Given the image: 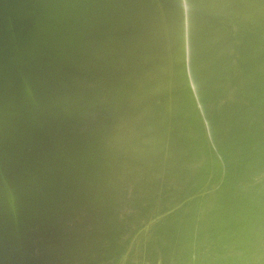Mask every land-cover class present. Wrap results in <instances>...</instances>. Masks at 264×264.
I'll return each mask as SVG.
<instances>
[{
    "label": "rangeland",
    "instance_id": "1",
    "mask_svg": "<svg viewBox=\"0 0 264 264\" xmlns=\"http://www.w3.org/2000/svg\"><path fill=\"white\" fill-rule=\"evenodd\" d=\"M59 1L64 2L48 0L44 9L41 6L47 0L19 1L25 18L30 17L31 32L39 47L34 57L44 70L36 72L40 84L31 88L34 111L40 116L48 115L50 111L41 105L43 102L53 106L52 112L64 111L68 118L61 125H53V140L60 145L71 136L70 143L77 149L75 143L81 139L86 159L93 167L86 170L76 162L71 166L77 178L65 202L75 214L53 213L34 223V234H30L34 260L39 264H246V255L241 253L244 249L235 246L232 237L223 240L222 232L228 228L231 234V230L237 229L235 215L240 214L239 208L246 211L256 203L264 204V120L260 119H264V108L256 114L240 106L238 113L241 111L242 117L239 114L237 121L231 120L235 126L225 112L232 99L246 98L247 94L261 90L264 93V76L260 77L264 67L260 64L263 70L254 69L255 74H262L242 88L247 93L229 83L225 55L216 48L219 30L216 26L206 30L208 25L198 19L195 23L189 10H182L173 23L176 52L161 56L144 42L145 29L136 16L120 17L118 11L107 12L115 8L100 11L101 6L95 2L90 5L83 0ZM86 6H91L92 16ZM70 9L84 14L78 36L67 42L62 38L53 41L61 13ZM161 44L156 42V46ZM0 71L5 72L4 68ZM114 76H119L118 80ZM8 115L9 112L0 110L1 121ZM8 125L6 122L7 129ZM246 133L252 137L239 149L237 145L242 140L237 138ZM251 159L254 161L246 165ZM2 185L5 187V183ZM248 187L252 192L246 195ZM221 191L227 195L222 196ZM243 196L249 197L247 201ZM215 203V210L220 209L214 210V214ZM243 203H247L246 207ZM31 204L30 220L44 214V205L34 212L38 206ZM227 206L234 219L228 216ZM258 215L253 213L252 224L259 220L264 223V213ZM29 217L24 212L20 225H25ZM223 218L231 225L225 226ZM198 219H205L201 221L205 224H199ZM67 220L72 221L69 226ZM212 227L215 231L209 230ZM256 230L262 231L258 226ZM256 230L246 232L247 242L256 240ZM80 234L86 238L82 249L76 242ZM178 234L183 241H179ZM88 239L90 247L94 245L91 249ZM257 255L264 262V257Z\"/></svg>",
    "mask_w": 264,
    "mask_h": 264
},
{
    "label": "bare ground",
    "instance_id": "2",
    "mask_svg": "<svg viewBox=\"0 0 264 264\" xmlns=\"http://www.w3.org/2000/svg\"><path fill=\"white\" fill-rule=\"evenodd\" d=\"M19 1L20 0H0V67L2 66L1 68H5L4 66L7 65L6 68H11L12 72L16 71L19 73H22L24 69L32 68L33 70L35 69L34 77H36L35 76L36 69H40L39 70L40 72L44 71L42 70V64L39 61H36L34 57V51L36 53L37 52L39 53L38 51L39 47L37 46V43H36L37 40L34 39V35H32V32H31V28H30L31 24L29 21L30 17L26 16L25 18V13L21 9V5ZM72 1L77 2V3H79V1L82 2V0H72ZM189 1H190L189 2L190 11L192 13L190 16L191 20H194L196 23V20L198 19L200 20V22L206 23L208 25L206 27V30L213 26H216L217 29L219 30V39L217 40L216 48L222 50V54L225 55V59L227 61V71L225 73L228 78H231V82L229 81L228 82L235 85L236 88L240 89V91H243L244 89L242 88L244 86L246 87V85H249V83L251 84L252 82L251 80L254 81L257 77L258 78L262 77L263 79L264 75H261L262 72L259 74L261 75L259 77L258 73L255 74L253 71L254 69L263 70V68H261V65L262 67H264L263 66V62H264V0H189ZM59 2H64V1L55 0V3H59ZM83 2L85 3L89 2L90 5L92 2L97 3L98 5L101 6L100 11L101 10L104 11L105 9H106L105 11L110 10V9L113 10L115 8L114 11H107V12L112 13V12L118 11L117 15L120 17H124L128 14H131L132 17L133 15L136 16L137 19L139 20V23L146 25L145 28H148L146 29V31L144 30L145 31L143 35L144 42L148 41V39L153 37L154 34H160L162 36L157 41V42H162L161 45L156 46V43L155 45H152V49L156 50L157 55L164 56L167 54H171L172 52L174 53L176 52L174 51V47L177 45V42H176V39H174L175 27H173V23L175 19L178 17V15L181 14V10L183 9V6L181 4H179L180 6L179 8H182L181 10L175 9V8L172 9V6L175 7L174 5H172L170 7V10L168 11L167 5L170 4L169 0H165V2L166 3L168 2V4H166L165 2H161L160 0H83ZM47 6H48V0L41 6V9H44V7H47ZM156 6H159V8ZM86 9H87L88 15L92 16L91 6H86ZM135 9L136 11H134ZM100 11H96V12H100ZM242 12L244 16L240 14ZM38 13H39V10L37 11L36 14ZM145 14H147V16H144ZM83 17H84L83 12L79 14L77 12V9L64 10L61 13V16L59 18L60 20L55 25L53 36H52L53 41H57L59 38H62L61 40L63 42H67L71 40L69 39L70 35L67 34V33H70L68 30V25L70 24L73 25L74 29L79 28L81 25V20L82 21L85 20L83 19ZM236 39H238L237 44H236ZM155 46L158 48H156ZM237 72H239L238 76L236 75ZM235 75L237 76V79H235ZM118 77L119 76H114L113 79L118 80ZM257 84H260V83L258 82ZM4 85L5 86L8 85L11 89H17V92H19L20 97L14 96L13 98H10L8 91L6 90L7 92H5L3 90ZM231 88H229V91ZM249 89H250V86H249ZM256 89L257 88H255V90ZM232 91H234V89H232ZM247 92L249 91L247 90ZM32 94L33 93L31 92L29 88V84H27L26 82H23L22 77L17 78L13 82L12 81L10 82L9 76H6L3 72L0 71V102H2V104L0 103V110L2 109L3 111L10 113V115H8V118H6L5 120L1 121L0 119V264H39L37 261L34 260V248H33V240H32L33 235H30V234H34V223L36 224L39 223L43 218H47L49 215L53 213L55 214L63 213L64 215H70V216H72V214H75L74 212H71L69 205L65 202V196L66 197L69 196L70 194L69 188L72 185L75 186V181L77 178L75 174L73 173L71 166H73V164L76 162V163L83 164L86 170H90V168L93 167L92 162L86 159L87 157H86L85 149H84L85 144H83L81 139H79L78 142L75 143V145L77 146L76 148L78 150L74 149V147L70 143L71 136L69 140H65L64 144L59 145L55 141L51 143L50 140L53 139L51 135V132H53L54 130L53 125H61L63 122L66 121V118L68 117L65 115L66 113L64 111L57 110L56 112H52L51 107L53 106L51 104H47L44 102L43 104L41 103L40 104L43 107L44 106L48 107L50 113H48V115L46 116H43V115L40 116L38 112L35 113L34 105H33L34 97L32 98L33 96ZM244 96L246 95L244 94ZM247 96L248 97L246 98H241L240 96V98L239 99L237 98L236 100L235 99L231 100L230 98L231 101L230 100L229 101H230L231 106H229V110L225 112V115L227 117H231V119H229L231 122L230 124H232L231 120L237 121L238 116L241 115L242 117L241 111L240 113H238V111L240 110V106L251 109V112L252 110H254L256 111L255 112L256 114L259 113L260 109L264 108V93L262 92V90L260 92L259 91L252 92L251 95L247 94ZM42 97H45V96L43 95ZM8 99L9 101H7ZM42 101L43 100H41V102ZM44 101H45V98H44ZM36 108L37 107H35V109ZM220 110L221 112L224 111L223 109H220ZM262 111L264 113L263 109ZM225 115L223 117H225ZM249 115H252V113ZM255 118H257V115L256 117H254V119ZM260 119L264 120L263 117L262 118L260 117ZM255 121H257V119ZM6 122L10 124L8 125L9 129L6 128ZM223 122L226 124L225 119ZM260 122L262 124V121ZM248 123L246 124L248 125ZM234 124L232 125L235 126ZM242 125H244L243 122L241 126ZM262 126L260 125V127ZM224 127H227V125ZM235 128H237V126ZM248 128H249V125H248ZM6 129H7V132L10 133L9 137H8V133L6 132ZM253 131L255 132L256 130H253ZM248 135L249 134L246 133L245 136H243V138H241V135L237 138V139L242 140L240 141L241 144L237 145L239 149L243 148L244 146L243 144L248 143L249 140L251 139L252 134L250 136ZM68 146L69 148L67 149ZM73 151L74 153H72ZM240 152L237 154H240ZM65 154H67L68 157ZM252 161L254 160L253 159L248 160L246 165H250ZM236 162H237V159H236ZM236 162L234 163V166L236 165ZM239 162L240 161H238V163ZM234 168L235 167H233V169ZM240 180L242 181V179ZM3 183H5V187H3L2 185ZM208 183L210 184V181ZM232 185H234V182ZM255 185H258V184H255ZM250 186L251 185H249V187ZM250 188L245 193L246 195L250 191ZM253 189H256V188H253ZM222 191L220 192L221 194H222ZM251 192L252 191H250V193ZM254 192L252 195L253 198L255 195ZM250 193L248 194V196L250 195ZM234 194L235 193L231 192V195L233 197H234ZM223 195H227V194L224 193L222 194V196ZM235 195L237 196V194ZM240 196H241V193L239 197ZM237 197H235V199ZM246 197L243 196L245 200H246ZM217 198L219 200L218 195H217ZM230 199L228 201H230ZM235 199L233 198V200ZM240 199L242 200V198ZM228 201H226V203ZM219 202H217V204ZM31 203H33V205L35 206H40V207L41 205H44L46 207V208L44 207L45 208V211H43L44 214L37 215L34 219L30 220V217L33 215V208L31 209V207L33 206ZM230 203L231 201L229 202V204ZM217 204L215 203L213 205L214 207H212L213 213L217 209H220V208H216L215 210V206ZM246 205L247 203L244 205V207H246ZM235 207H238V206H235ZM250 207L251 206H249L248 208ZM38 208L39 207H34V212L40 211V209ZM224 209L225 208H223V211ZM230 209L228 208L229 211ZM239 209L243 210L241 208ZM229 211L227 212L229 213ZM24 212H26L27 217L29 216L30 217L27 219L28 222L25 225H20V222H19L21 220L20 217L22 216ZM234 212L237 213V211H234ZM222 213L220 214L222 215ZM210 214H211V211H210ZM260 215H263V214L260 213ZM259 217L261 219V216L258 215V218ZM232 218L233 217H231V219ZM200 219L198 220L200 221ZM219 219H222V218L219 217ZM261 220H259V223ZM263 220H264V217H263ZM201 221L199 224L202 225V223L204 222L201 223ZM209 221L208 223H212ZM224 221L226 222V225L230 223L228 222L227 224V221L225 219ZM233 221L235 220H232V222ZM256 221H258V219H256ZM219 222H221V220ZM71 223H72L71 220L69 222L67 220L66 226H69ZM196 223H198V221ZM254 223L255 222H253V224ZM213 224L215 225V223ZM218 224H216V226ZM232 224H234V222ZM216 226H213V227L215 228ZM191 227L189 229H191ZM202 227H199V228L202 229ZM205 227L206 226H204V229ZM207 227H208V224H207ZM213 227L212 229L210 228L209 230L211 231L214 230ZM219 227H221L220 229H222V226H220V224H219ZM194 228L196 230V226ZM194 228H192L193 231H194ZM199 228L197 229L199 230ZM184 229H187V228L185 227ZM217 230H219V228L216 229V231ZM78 231L79 230H77V232ZM204 231L205 230H203V232ZM256 231H259V230H256ZM181 232L184 233L185 230ZM187 232H188V229H187ZM201 232L202 231H200L198 234H201V237H202ZM206 232H208V230ZM225 232L226 231L222 232V235L224 234L223 238H225L226 236ZM261 232L260 234L263 235L264 231L262 230ZM79 233H81V231H79ZM204 234L206 233L204 232ZM180 235L183 236V234H180ZM185 235H188V234L185 233ZM84 236H81V234L76 236V242H78L79 248L81 249L85 245V243L83 244V242H85L83 241V239L85 238ZM190 236H192V233L190 234ZM254 236L256 237V235ZM254 236L253 238L256 239ZM178 237H180L179 234H178ZM181 238L182 237H180L179 241L182 240ZM192 238L194 239V237ZM185 239H186V236L184 240ZM196 240L197 242L201 241V239L200 241L198 239ZM90 242L88 239V243ZM194 242L196 241L194 240ZM196 244H199V243H196ZM88 245L90 249L92 248V246H94L92 245L90 247L91 243ZM96 246L98 247V244ZM85 248H87V246ZM262 248L264 249V246ZM262 250L260 249V251ZM86 251H89V250L86 249ZM260 253L261 252L256 253V255L257 254L260 255ZM96 255L97 253L95 251L94 258ZM262 256L264 257V255ZM98 257L100 258L99 255ZM258 257L256 256L255 257L250 256L248 258L246 257L245 258V260L247 259L246 264L249 262L251 264H254V262H257L258 260H259V264L260 262H263V261H260L261 257L259 259ZM256 264H258V262Z\"/></svg>",
    "mask_w": 264,
    "mask_h": 264
},
{
    "label": "water",
    "instance_id": "3",
    "mask_svg": "<svg viewBox=\"0 0 264 264\" xmlns=\"http://www.w3.org/2000/svg\"><path fill=\"white\" fill-rule=\"evenodd\" d=\"M160 1L161 2H165V0H160ZM169 2H170V4H168V2L167 3L165 2L166 4H168L167 5V10L168 11L170 10V7L172 5L175 6V7L172 6V9L175 8V9L181 10L182 8H179L180 7L179 4H181L183 6V9L182 10H184V11L185 10H189V12H191L190 11V5H189V2L190 1L189 0H169ZM156 7L159 8V6H156ZM134 11H136V9ZM224 13H226V12H224ZM240 14L242 16H244L243 12L240 13ZM240 14H239V16H240ZM144 16H147V14H145ZM140 25H141L140 27L141 28H144L145 31H146V29H148V28H145L146 25H143V24H140ZM79 28L74 29L73 28V25H71V24L68 25V30H69L70 33H67V34L70 35V38L69 39L72 40V39H75L78 36ZM161 37L162 36L160 34H154L153 37H151L150 39H148V41H146L145 43L148 44V45H151V46L152 45H155V43ZM237 41H238V39H236V44H237ZM176 50H177V46L174 47V51H176ZM39 70L40 69H36V72H40ZM4 71L5 72H3V73L6 76H9V81L10 82L11 81L13 82L17 78L22 77L23 82H26L27 84H29L30 90H32L31 88L33 86H35L36 84H38V85L40 84V80H38L36 77H34V71H35V69L34 70L32 68L31 69H29V68L24 69L23 72H22L23 74L22 73H19V72H16V71H13L12 72L11 71V68H4ZM3 90L5 92L8 91L10 98H13L14 96H19L20 97V94H19V92H17V89H11L8 85L7 86L4 85L3 86ZM12 93H14V94H12ZM38 97L41 98V95L39 94ZM38 103H41V99L38 101ZM50 141H51V143L54 142L53 139L50 140ZM254 206H255V208H256L257 211H254V209H255ZM254 206H251L252 208L247 209L246 211L241 210L240 215H238L237 217L235 216L236 222L238 223L237 229L235 231H233V232L231 230V234H230V230H228V228H227L226 236H225V238H223V240H226L229 237L228 238V240H229L230 237H232L234 239L235 246H237L238 248L239 247L240 248H243L244 250H242L241 253L242 254L244 253L247 258L249 256H253L255 253H257V250L260 249L262 247V245L264 244V238L260 234V232H261L260 230L255 232L256 233V239L257 240H255V241L254 240H249L248 242L245 240V238H246V232L247 231H249V230H253L254 231L258 225H259L258 226V229H262L263 226H264V223H262V222L257 223V224H252L251 223V217L253 215L252 214L253 213L252 211H254L256 214H260V213L263 214L264 213V204H260V202H259V203L254 204ZM31 209H32V207H31ZM229 213H230L229 214V217L230 216L234 217V214H233L232 211H230ZM230 225H231V222H230ZM262 230L264 231V228ZM223 237H224V234H223ZM211 239H212V235H211ZM212 240H214V238ZM202 242H204V241L202 240ZM214 242H216V241H214ZM252 242H255V243H252ZM197 247L199 248V246H197ZM260 255H264V249L261 251Z\"/></svg>",
    "mask_w": 264,
    "mask_h": 264
}]
</instances>
